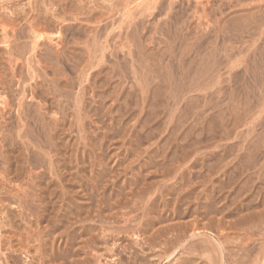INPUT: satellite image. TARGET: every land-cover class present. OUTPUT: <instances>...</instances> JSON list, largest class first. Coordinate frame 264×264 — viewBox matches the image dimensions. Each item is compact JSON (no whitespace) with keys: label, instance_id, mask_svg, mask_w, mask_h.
I'll return each instance as SVG.
<instances>
[{"label":"rangeland","instance_id":"obj_1","mask_svg":"<svg viewBox=\"0 0 264 264\" xmlns=\"http://www.w3.org/2000/svg\"><path fill=\"white\" fill-rule=\"evenodd\" d=\"M0 25V264H264V0H0Z\"/></svg>","mask_w":264,"mask_h":264},{"label":"bare ground","instance_id":"obj_2","mask_svg":"<svg viewBox=\"0 0 264 264\" xmlns=\"http://www.w3.org/2000/svg\"><path fill=\"white\" fill-rule=\"evenodd\" d=\"M259 2V1H258ZM82 16V15H81ZM42 19V18H41ZM98 19V18H97ZM4 21V20H3ZM38 24H39V22H38ZM50 24V23H49ZM47 25V24H46ZM1 26V25H0ZM5 26V25H4ZM5 27H10L9 26V23H8V26H5ZM15 28V27H14ZM31 32H32V34L34 35L33 37H34V47L32 48V49H38L41 45H42V43L44 42L45 43V33H44V30H45V28L42 26V25H31ZM5 31H6V29H5ZM4 31V32H5ZM12 31V30H11ZM78 34V33H77ZM5 35H6V33H5ZM17 36V35H16ZM59 36V35H58ZM15 37V36H14ZM47 37V36H46ZM17 38V37H16ZM19 38V37H18ZM6 40V39H5ZM8 40V39H7ZM17 40V39H16ZM51 40V39H50ZM18 41H19V39H18ZM52 42H53V40H51ZM66 41V40H65ZM7 45H8V43L7 42H5ZM55 44H56V46L58 45H61L62 44V42H61V44H59L58 42H54ZM53 43V44H54ZM63 43H64V41H63ZM6 44H5V46H6ZM13 45V44H12ZM45 45V44H44ZM20 47V46H19ZM10 48V49H9ZM9 50L11 51V50H13V46H11L10 44H9ZM17 47H15V49H16ZM14 49V50H15ZM40 49V48H39ZM42 49V48H41ZM62 49V48H61ZM35 50H33V51H35ZM17 51V49L15 50V52ZM19 51V50H18ZM58 51H60V50H58ZM60 52H62V50L60 51ZM69 52V51H68ZM12 53V52H11ZM60 54H62V53H60ZM59 54V55H60ZM21 55V54H20ZM23 55V54H22ZM51 55V54H50ZM50 55H49V57H50ZM48 57V58H49ZM9 58V57H8ZM22 59V58H21ZM13 60V59H12ZM17 60V59H16ZM17 62V61H16ZM40 62V61H39ZM17 64V63H16ZM15 64V65H16ZM19 65V64H18ZM18 65H16V66H18ZM13 66V68H14V65H12ZM21 66V65H20ZM19 66V67H20ZM19 70V69H18ZM12 72H13V70H12ZM34 72V71H33ZM59 75V74H58ZM95 76V75H94ZM14 84V83H13ZM34 99V98H33ZM8 102V101H7ZM6 103V102H5ZM12 104V103H11ZM0 105H2V104H0ZM8 105V104H7ZM10 107V106H9ZM6 108V107H5ZM7 108H8V106H7ZM28 108V107H27ZM17 109V108H16ZM26 110V109H25ZM1 111H2V109H1ZM4 113V112H3ZM216 225V224H215ZM218 225V224H217ZM199 226V225H198ZM217 230V229H216ZM223 230V229H222ZM230 230V229H229ZM223 233V232H222ZM246 246V245H245ZM224 247V246H223ZM228 248V247H227ZM203 249V248H202ZM201 249V250H202ZM226 249V248H225ZM194 250V249H193ZM200 250V249H199ZM196 250H194V252H195ZM203 251H205L204 249L202 250V251H199V253L200 254H203V253H201V252H203ZM242 251V250H241ZM196 252H198V251H196ZM205 254V253H204ZM207 255V254H206Z\"/></svg>","mask_w":264,"mask_h":264}]
</instances>
